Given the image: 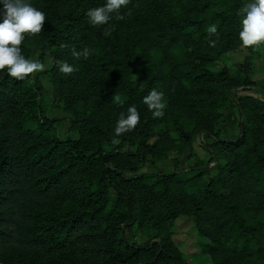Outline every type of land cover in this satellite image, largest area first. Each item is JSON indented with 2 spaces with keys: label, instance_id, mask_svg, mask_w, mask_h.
<instances>
[{
  "label": "rangeland",
  "instance_id": "1",
  "mask_svg": "<svg viewBox=\"0 0 264 264\" xmlns=\"http://www.w3.org/2000/svg\"><path fill=\"white\" fill-rule=\"evenodd\" d=\"M28 2L45 22L19 47L46 68L20 87L0 70L9 80L0 101L16 102L9 106L24 149L45 143L40 149L58 160L71 137L92 151L60 180L64 200L48 216L99 211L88 220L102 234L111 213L116 234L112 247L101 238L96 257L68 242L56 256L10 253L0 264H93L119 252L121 264H264V43L239 39L249 0H129L124 18L113 13L104 25L86 12L106 0ZM85 48L87 58L72 55ZM64 62L75 70L61 72ZM153 89L166 103L160 117L143 102ZM133 105L138 124L115 136ZM91 188L103 195L93 199Z\"/></svg>",
  "mask_w": 264,
  "mask_h": 264
},
{
  "label": "trees",
  "instance_id": "2",
  "mask_svg": "<svg viewBox=\"0 0 264 264\" xmlns=\"http://www.w3.org/2000/svg\"><path fill=\"white\" fill-rule=\"evenodd\" d=\"M28 76L23 80H13L20 87ZM7 81L8 78L0 76V86ZM36 83L44 89L39 79ZM15 103L14 100L8 103L0 101V258L10 253L18 254L21 258L35 256L36 260L49 258L61 253L63 248L68 247V242L71 246L78 245L80 249L95 251L93 257H96V252L104 251L96 245L101 238H106L109 247L115 243L116 219L113 214L105 215L107 226L102 234H93L94 227L89 226L91 221L88 220L91 216L96 217L99 211H77L76 214L53 218L48 216V208L57 207L64 200L60 180L72 173L73 165L85 160L92 151L83 149L79 145L80 140L71 137L62 142L66 143V147L62 158L58 160L49 159L46 150L40 149L39 146L45 143L38 142L24 149L23 143H20L21 134L16 129L18 125L9 106ZM236 106L242 120L243 113ZM46 117L53 122L57 121L56 117ZM50 143L54 147L56 141L51 140ZM103 175L115 183L108 170ZM117 190L123 196L118 187ZM89 193L93 199H96L94 196L103 195L102 190L94 188ZM100 211L103 212L104 209ZM43 214L45 216L41 219ZM132 245L136 250L152 249L150 245L136 242ZM121 257L122 253L119 252L106 261L93 264L125 263L118 260Z\"/></svg>",
  "mask_w": 264,
  "mask_h": 264
},
{
  "label": "clouds",
  "instance_id": "3",
  "mask_svg": "<svg viewBox=\"0 0 264 264\" xmlns=\"http://www.w3.org/2000/svg\"><path fill=\"white\" fill-rule=\"evenodd\" d=\"M129 0H106L96 8H90L86 12L92 25H104L113 18L121 20L124 14L120 12L126 7ZM0 70H5L8 76L23 80L28 74L42 72L46 64L39 59H26L21 54V45L24 34H38L41 32L45 22V13L33 7L28 0H0ZM239 39L242 46H259L264 43V0H249L240 8ZM215 25L208 27V32L215 34ZM106 29L104 35H109ZM214 43V42H210ZM72 55L79 58H87L90 55L89 49L82 52L72 51ZM51 63L52 60L50 59ZM59 70L65 74L72 73L75 69L72 65L64 62L59 63ZM114 100L119 103L120 97L115 96ZM143 102L148 106L154 117L163 115L166 103L163 100V93L155 89L144 97ZM140 120L137 108L129 106L126 114L121 113L114 128L115 136L119 137L125 132L135 128ZM118 142V141H116Z\"/></svg>",
  "mask_w": 264,
  "mask_h": 264
}]
</instances>
